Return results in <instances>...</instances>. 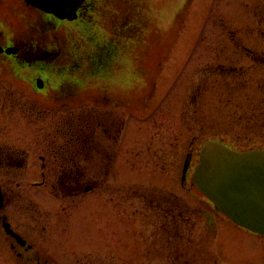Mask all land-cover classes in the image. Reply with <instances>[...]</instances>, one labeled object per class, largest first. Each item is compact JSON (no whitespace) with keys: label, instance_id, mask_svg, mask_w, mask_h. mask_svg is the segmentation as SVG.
Returning <instances> with one entry per match:
<instances>
[{"label":"rangeland","instance_id":"1","mask_svg":"<svg viewBox=\"0 0 264 264\" xmlns=\"http://www.w3.org/2000/svg\"><path fill=\"white\" fill-rule=\"evenodd\" d=\"M21 1L0 0L5 23L14 22L12 12ZM190 4L180 10L170 0H98L100 19L95 14L91 20L80 18L65 25L70 31L90 33L77 42L93 38L99 47L101 23L108 28L107 38L113 39L114 23L123 17L118 13H126L129 22L121 27L125 35L119 42L131 49L135 61L131 74L139 77L125 94L132 99V156H127L131 167L126 164L118 170L115 184L107 178L103 188L84 197L81 210L54 201L49 219L45 218L50 237L37 229L45 237L38 240L46 247L41 262L48 257V264H145L141 239L152 227L144 214L157 211L143 202L157 200L159 194L185 206L188 222L185 227L180 223L185 231L181 247H195L197 257L210 251L212 264L264 262V242L232 226L190 180L205 139H219L235 148L264 146V0ZM94 21L100 25L94 26ZM252 24L255 30H247ZM236 30L244 47L254 51L257 64L230 43ZM226 64L242 71L224 75L220 68ZM141 88V95H136ZM188 153L189 171L181 184ZM0 241L5 242L4 236ZM14 258L0 256V264H14Z\"/></svg>","mask_w":264,"mask_h":264},{"label":"flooded vegetation","instance_id":"2","mask_svg":"<svg viewBox=\"0 0 264 264\" xmlns=\"http://www.w3.org/2000/svg\"><path fill=\"white\" fill-rule=\"evenodd\" d=\"M97 1L85 0L74 20L59 19L23 0V7L12 12L14 22L0 18V238L5 241L2 245L0 241V256L11 254L14 264H48V257L41 262L46 247H40L38 240L45 237L37 229L50 237L46 219L54 201L81 210L84 197L103 188L107 178L113 183L126 164L131 167L127 156H132V99L125 94L139 77L131 74L135 62L131 49L119 42L125 35L121 27L129 22L126 13H118L123 17L114 23L113 39L107 38L110 34L103 38L108 28L101 23L99 47L93 38L77 42L90 33L65 28L80 18L91 20L93 14L100 19ZM170 1L183 10L191 0ZM253 26L247 30H255ZM238 30L230 43L257 64ZM220 71L231 75L242 70L226 64ZM136 93L141 95L142 88ZM143 203L149 210L155 205L157 211L144 214L152 227L151 234L145 229L141 239L145 264H212L210 251L197 257L195 247H181L185 231L180 229L178 200ZM164 203L169 206L166 210ZM182 216L185 227L188 217ZM227 221L264 242V236Z\"/></svg>","mask_w":264,"mask_h":264},{"label":"water","instance_id":"3","mask_svg":"<svg viewBox=\"0 0 264 264\" xmlns=\"http://www.w3.org/2000/svg\"><path fill=\"white\" fill-rule=\"evenodd\" d=\"M25 1L61 19L73 20L85 0ZM185 173L186 165L182 180ZM192 183L232 222L264 235V150L237 151L207 140L200 150Z\"/></svg>","mask_w":264,"mask_h":264},{"label":"trees","instance_id":"4","mask_svg":"<svg viewBox=\"0 0 264 264\" xmlns=\"http://www.w3.org/2000/svg\"><path fill=\"white\" fill-rule=\"evenodd\" d=\"M185 206L182 204V202L179 201V209H180V212L182 213V208H184Z\"/></svg>","mask_w":264,"mask_h":264}]
</instances>
